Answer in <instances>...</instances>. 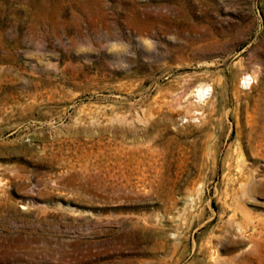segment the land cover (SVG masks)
<instances>
[{
    "label": "rangeland",
    "instance_id": "rangeland-1",
    "mask_svg": "<svg viewBox=\"0 0 264 264\" xmlns=\"http://www.w3.org/2000/svg\"><path fill=\"white\" fill-rule=\"evenodd\" d=\"M0 264H264V0H0Z\"/></svg>",
    "mask_w": 264,
    "mask_h": 264
},
{
    "label": "bare ground",
    "instance_id": "bare-ground-1",
    "mask_svg": "<svg viewBox=\"0 0 264 264\" xmlns=\"http://www.w3.org/2000/svg\"><path fill=\"white\" fill-rule=\"evenodd\" d=\"M195 92H196V95H197L198 97H201L202 94H203V92H204V89H202V88H198Z\"/></svg>",
    "mask_w": 264,
    "mask_h": 264
}]
</instances>
